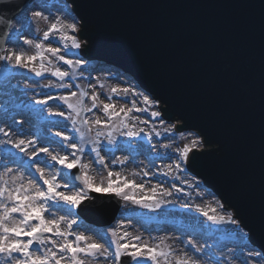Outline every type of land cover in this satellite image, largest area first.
<instances>
[{
  "label": "water",
  "instance_id": "obj_1",
  "mask_svg": "<svg viewBox=\"0 0 264 264\" xmlns=\"http://www.w3.org/2000/svg\"><path fill=\"white\" fill-rule=\"evenodd\" d=\"M23 1L0 0V34ZM72 2L86 19L85 54L133 74L163 98L166 117L202 133L212 147L195 151L191 168L264 243V0Z\"/></svg>",
  "mask_w": 264,
  "mask_h": 264
},
{
  "label": "snow or ice",
  "instance_id": "obj_2",
  "mask_svg": "<svg viewBox=\"0 0 264 264\" xmlns=\"http://www.w3.org/2000/svg\"><path fill=\"white\" fill-rule=\"evenodd\" d=\"M33 7L45 8L44 5L39 4H34ZM45 10L47 9L45 8ZM45 10L31 11L30 16L26 17L29 24L40 20L48 21L47 30L43 31L42 38L23 39V45L35 49L34 54L29 55L22 49L4 47L5 43L18 42L22 35L20 32H15L14 35L7 32L5 33L6 40H0V52L4 53L0 55V61L5 62V66L13 65L30 69L38 77L44 73H51L60 81H64L66 77L75 81L77 78L76 69L88 71L86 67L82 68L86 65V61L84 59L75 61L66 59L65 55L61 54L60 48L46 45L45 41L51 38L57 43H61L65 50L87 48L89 46L87 41L82 44L76 35L86 26V19L83 16L77 19L75 15H72L68 5H64L63 10L70 19L56 16L49 21V16L45 15ZM3 23V18H0V24ZM6 27L11 28L12 26L8 24ZM50 57L62 61L65 65L70 66L73 71L70 73L62 71L59 67H48L53 62ZM36 61H39L38 67L34 63ZM72 86V84H52V82L45 85V87L59 89H70ZM75 86L79 92L69 91L68 95H61L56 98L62 101L69 110L67 115L65 112H59L56 115L65 117L66 120L70 121L71 131L78 133L80 138L79 143H72L71 140L75 139L74 136L70 137L62 132L57 133V136L62 137L61 146L66 145L67 148L72 149L69 155L54 154L47 147H37L35 139H13L9 130L0 127V135L5 138L0 139V145H11L13 149L17 150L13 152L5 147L3 151L6 153L7 159L0 160V169L3 170L0 171V256L4 257V264H125V258H127V264H200L199 256L212 259L213 264H233V261H239V264H257V262L264 264V243L258 245V250L256 246L249 248L248 244H244L238 248L234 247L227 257H216L211 246L201 247L189 241L185 246L191 248L194 253L190 256L188 252L178 254L177 250L165 240H160L159 243L155 244L144 242L140 235L122 231V225L117 229H110L101 233L99 240L92 239L82 232L74 231V226L78 229L82 225L78 220L70 218L78 215L73 209L80 208L85 201H90V192L115 194L124 201H130L148 209L160 208L162 204L166 203L165 200L157 198L159 185L146 190L144 184H137L127 178L122 179L120 173L108 171L107 176L97 182L96 178L88 172L90 165L83 163L81 155H77V153H84L86 133L82 129L90 132V124H94L98 129L95 134L96 139L88 141V143L93 145L91 152L95 153L96 161L107 167L104 157L100 154L99 138L106 137L109 145H111L115 142L114 133L117 132L128 137H138L143 129L138 131L135 125L129 124V119H137L130 114L134 111L148 112L150 108H159L163 98H150L149 95L137 91L135 86L112 87L110 89L112 94L125 97L131 94L141 97V103L145 107L137 108L136 102L133 101L131 107H120L117 110L115 104L100 101L95 91L91 94L92 105L87 107L84 104V99L89 96V93L80 85ZM92 87L95 88V85ZM99 87L103 89L104 84L99 83ZM51 99L53 97L48 96L44 100L36 101V103L47 104V101ZM98 103L102 105L103 112L107 114V120L102 122L99 118L94 121L84 119L82 113L91 112L92 109L97 108ZM150 116L160 118V123H164L162 111H151ZM113 121H118V123ZM13 123L16 122L13 121ZM140 123H145V121H140ZM78 124L80 127H77ZM102 124L108 129L106 132L99 130ZM176 128L177 125L173 124L165 128L164 132L175 134ZM152 130L157 137L162 135L154 127ZM180 135L182 138H186L184 133ZM187 136L194 138L186 143L183 148L178 149L179 156L174 169L169 166L165 175H169L173 171L175 173L185 172L186 169L183 166L189 164L190 153L202 145L203 141L198 134L190 132L187 133ZM164 147H168V145ZM106 150L111 151L110 148ZM40 153L45 154V158L42 160L37 159ZM120 163L123 164L124 161L121 160ZM57 164L61 166L59 169H56ZM9 165H17L18 168L24 169L29 178L25 179L22 172ZM72 169H79L80 174L74 175L70 171H66ZM144 175L147 176L148 173L144 172ZM176 179H180V176L176 175ZM38 181H42V183ZM77 182L82 185L78 190H76ZM181 183L187 185L191 191L186 192L184 187L176 188L173 185L177 193H184L190 198L193 192L196 196H203V193L197 191L203 187V184L195 177L191 180H182ZM138 191L142 194L139 197ZM149 191L150 195L147 194ZM160 195L170 196L172 192L161 189ZM195 208L212 225L234 226L231 231L236 234L237 238L246 237L253 231L244 223L239 209L235 213L225 211V204L219 200L215 202L214 206L209 204L201 207L197 204ZM59 212L66 214L58 215ZM262 231H264V221H262ZM70 237L73 238L70 239ZM223 247L226 248L227 245Z\"/></svg>",
  "mask_w": 264,
  "mask_h": 264
},
{
  "label": "rangeland",
  "instance_id": "obj_3",
  "mask_svg": "<svg viewBox=\"0 0 264 264\" xmlns=\"http://www.w3.org/2000/svg\"><path fill=\"white\" fill-rule=\"evenodd\" d=\"M40 3V5H44L47 10H45V8H33L14 21L11 33L14 35L15 32H20L22 35L18 42H9L7 48L16 50L22 49L29 55L34 54L35 49L33 47L23 45V39H36L37 37L42 38L43 31L47 30L48 21L40 20L39 22H32L29 24L26 17L30 16L31 11L45 10V15L49 16V21L53 20L56 16L69 18L63 10L64 5H68L71 9L66 0H40ZM72 15L75 14L72 13ZM45 44L60 48L61 54H64L66 59H71L73 61L82 59L79 55L80 49L65 50L61 43H57L51 38L48 41H45ZM3 54L4 53L1 55ZM50 59H52L53 62L48 65V67H59L62 71H68L70 73L73 71L70 66L65 65L62 61H58L56 58L52 57H50ZM34 63L37 67L39 66V61ZM93 63L94 62L86 61V65L82 66V68L86 67L88 71L76 69L75 72L77 78L75 81L71 80L70 77H66L64 81H60L58 77L52 76L51 73H44L42 76L38 77L35 73L31 72L30 69L13 65L5 66V62L0 61V127L9 130L11 138L13 139H35L37 147H47L49 150L52 149L51 151H53V148L55 149L56 146L60 145L61 150L55 153L60 155H69L70 148H67L66 145L63 147L61 146L60 141L62 140V137L57 136V133L62 132L70 137L74 136L75 139L71 140L72 143H79L80 138L78 133L71 131L70 121L66 120L65 117L56 115V113L59 112H65L67 115L69 111L67 106L56 98L61 95H68L69 91L79 92V89L75 85H80L81 88L89 93V96L84 99V104L87 107H91L92 105L91 94L93 91L98 94L100 101H103L104 103L117 104V110H119L120 107H131L133 101L136 102L137 108L145 107V105L141 103V97L139 96L129 94L125 97L112 94L110 92L112 87L124 88L129 86H135L137 91L143 92L133 80L120 78L117 76V72H105V67H92ZM50 82H52V84H72L73 86L70 89L45 87V85H49ZM98 82L104 84L103 89L99 87ZM93 85H95V88L92 87ZM143 94L147 95L144 92ZM48 96L53 97V99L48 100L47 104L36 103V101L44 100ZM109 97H111V99H109ZM157 110L159 109L150 108L148 112L134 111L130 114L131 116L137 117V119H129V124L135 125L136 130L138 131L143 129L138 137H128L120 135L119 132H117L114 133L116 137L115 142L111 145H109L106 137L99 138L100 154L104 157V162L107 167L100 165L96 161L95 153L91 152L93 145L88 143V141L96 139L95 134L98 130L97 126L90 124V132L82 129L86 133L84 137V153H77V155H81L82 162L88 163L93 169L94 172H90V168L88 169V172L96 178L97 182H100L101 179L105 178L108 171H112L114 173H120L122 179L127 178L137 184H144L146 190H150L153 186L159 185L160 187L157 190V198L161 196V189H167L170 191L168 186L163 188L159 184V182L163 181L164 178L171 179V182L175 184L176 188L184 187L186 192L191 191L187 188V185L182 184L181 181L191 180L195 177L194 175L187 173L186 171L183 173H175V171H173L169 175H165V173L168 172L169 166H172L174 169L179 156L178 149L183 148V146L186 143H189V141L194 137L187 136V133L190 132H184L186 138H182L180 133H177L176 130L175 134L172 132L165 133L164 129L170 127L173 123L164 121V123L161 124L160 118H152L150 116V112ZM121 116H123V114H121ZM82 117L89 121H94L97 118H99L102 122L107 120V114L103 112L102 105L99 103L97 108L92 109L91 112L82 113ZM13 121L16 123L14 124ZM140 121H145V123H140ZM113 122L118 123V121ZM77 127H80V125L78 124ZM153 127L156 131L161 132L162 135L157 137L155 132L152 130ZM99 130L106 132L108 129L102 124ZM20 133H23V135H20ZM0 139L5 138L0 135ZM165 145H168V147H164ZM5 147L13 152L17 151L13 149L11 145H0V160L7 159L6 153L3 151ZM108 148H110L111 151L106 150ZM133 154H137L138 156H134ZM147 155L150 159L155 160L156 165L151 166L148 164V159L146 158ZM121 160L124 161L123 164L120 163ZM9 166L16 168L19 172H22L25 179L29 178L28 173L24 169L18 168L17 165ZM143 166H151L150 168L154 171L145 176L141 169ZM60 167L61 166L59 164L58 166L56 165V169H59ZM129 167H133L135 170L140 169V173L143 172L142 179L139 177L137 180L134 175L133 177H128L126 175V171ZM183 167L185 169L187 168L186 165ZM52 170L55 171V169ZM0 171L3 170L0 169ZM66 171L71 172V170ZM176 175H179L180 179H176ZM147 177H149L148 180ZM195 178L199 180V178ZM38 182L42 183V181ZM61 183H63V181H61ZM79 187H82V185L77 183L76 190H78ZM197 191L203 193V196H196L195 192H193V195L190 198L184 193H177L174 188V193L166 199H163L167 201V203L162 204L160 208L156 209H148L142 205L133 204L130 201L123 200V206L118 220H116L111 227L103 229V232L110 229H117L119 226L127 225L128 223L133 226H139L142 232H146V234L141 237L142 241L155 244L159 243L160 240H165L161 237V235L169 232V230H172L170 233H174V235L179 237V239L185 240L183 246L179 247L185 252H188L190 256L194 255V253L191 248L185 246L189 241L201 247L205 245L211 246L216 257L223 256L225 253L224 251L228 247L229 249H234V247L238 248L241 245L248 244L247 241H249V235L247 238H237L236 234L231 231L234 226L225 224L212 225L210 221H207V218L204 217L201 212L196 210L195 205L199 204L202 207L201 204L203 201L200 199L204 196H210L214 199V201L218 200L217 197L209 190H206L204 186L197 189ZM147 194L150 195V191ZM140 195L142 194L138 191V197ZM214 205L215 203L213 206ZM75 212H77V208H75ZM165 212L173 215L174 226H164L162 215ZM57 214L65 215L64 212H59ZM210 214L212 213L210 212ZM73 219L75 218L73 217ZM79 221L81 222V219H79ZM127 227L128 226H123L122 231H126ZM80 229L81 228H74L73 230L82 232L83 234H89L92 239H100V235L95 234L94 236L88 228H82V230ZM71 238L73 237H70V239ZM224 245H227V247H223ZM248 247L252 248L249 244ZM177 253L180 254L181 252L177 250ZM198 258L202 261L200 256ZM206 259L208 261L207 264H213L212 259L208 257H206ZM204 263L206 264V262ZM0 264H4V257L2 256H0Z\"/></svg>",
  "mask_w": 264,
  "mask_h": 264
},
{
  "label": "bare ground",
  "instance_id": "obj_4",
  "mask_svg": "<svg viewBox=\"0 0 264 264\" xmlns=\"http://www.w3.org/2000/svg\"><path fill=\"white\" fill-rule=\"evenodd\" d=\"M27 13V12H26ZM81 42H82V40H80ZM116 106H118L117 104H115ZM175 125H176V123H174ZM26 129V128H25ZM201 139V138H200ZM202 140V139H201ZM201 146H203V143H202V145ZM200 146V147H201ZM51 149V148H50ZM52 150V149H51ZM50 150V151H51ZM59 150H61V147H60V145H58V146H56L55 147V149L53 148V151H54V154H56L55 152H57V151H59ZM72 152V149H70L69 150V154ZM37 158H40V159H44L45 158V154H43V153H40L39 154V157H37ZM149 168H145V171H149L148 170ZM151 171V170H150ZM90 172H94L93 171V169L90 167ZM143 173V172H142ZM142 173H140V169L139 170H135L133 167H129V169L126 171V175L128 176V177H133V175L134 176H136L135 178H137V180H138V178L140 177L141 179H142ZM126 177V176H125ZM171 181V179H169V178H164V180H163V182H165V183H167V182H170ZM171 196V195H170ZM167 197H169V196H159L158 197V199H166ZM201 201H203V203L201 204L202 205V207H205L206 205H208V204H211V205H213L215 202H216V200L214 201V199L212 198V197H210V196H204L203 198H201L200 199ZM166 203H167V201H166ZM170 212L172 213V211L170 210ZM162 217H163V223H164V226L165 227H168V226H174V217H173V215L172 214H167L166 212L162 215ZM122 226H128L126 229V231H128L129 233H132L133 235H140L141 237H143L145 234H146V232H142V230H141V228L139 227V226H136V225H130V224H128L127 223V225H122ZM90 231V230H89ZM170 231L172 232V230H169V232H166V233H164L163 235H161V237L162 238H164L165 240H166V242L168 243V244H170L173 248H176L177 250H179L181 253L182 252H185L182 248H180V247H182L183 246V243H184V241L185 240H183V239H179V237H177V236H175L174 235V233H170ZM86 236H89V237H91L89 234H85ZM153 236H155V235H153ZM246 238H247V236H246ZM182 245H181V244ZM180 246V247H179ZM233 251V249H229V247L224 251L225 253H224V255L223 256H225V257H227V256H229V254L231 253ZM200 258L202 259V261H204V262H206V264L208 263V261H207V259H206V257H203V256H200ZM201 260H200V264H205L204 262H202ZM210 263V262H209ZM233 264H239V262H237V261H233ZM257 264H259V263H257Z\"/></svg>",
  "mask_w": 264,
  "mask_h": 264
}]
</instances>
